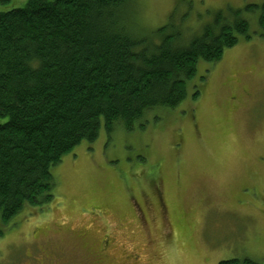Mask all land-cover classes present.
<instances>
[{"label":"rangeland","instance_id":"1","mask_svg":"<svg viewBox=\"0 0 264 264\" xmlns=\"http://www.w3.org/2000/svg\"><path fill=\"white\" fill-rule=\"evenodd\" d=\"M262 1L136 0V19L152 30L172 15L193 24ZM25 3L9 0L0 12ZM248 18L254 34L256 14ZM145 122L110 138L102 126L63 156L51 169V203L0 223V264H37L45 253L93 264L104 241L101 264H264V37L240 39L214 66L198 63L185 100Z\"/></svg>","mask_w":264,"mask_h":264},{"label":"trees","instance_id":"2","mask_svg":"<svg viewBox=\"0 0 264 264\" xmlns=\"http://www.w3.org/2000/svg\"><path fill=\"white\" fill-rule=\"evenodd\" d=\"M136 14V0H26L0 12L3 226L24 208L51 203V169L82 141L94 142L102 126L109 138L117 128L144 129L150 111L185 100L198 63L214 66L240 39L264 37V0L193 24L186 14L172 15L152 30ZM194 87L192 100L200 95Z\"/></svg>","mask_w":264,"mask_h":264},{"label":"flooded vegetation","instance_id":"3","mask_svg":"<svg viewBox=\"0 0 264 264\" xmlns=\"http://www.w3.org/2000/svg\"><path fill=\"white\" fill-rule=\"evenodd\" d=\"M104 245H101V243L97 246H96V249L94 250V253H95V258L97 259L93 264H101L103 260H106L108 259V253H107V241H104ZM45 258L44 261H41V262H37V264H53V262H56L54 264H67L65 262H60V261H51V260H47L48 257H49V253H45ZM50 261V262H49ZM98 261H100L101 263H99ZM78 264V263H77ZM106 264V263H105Z\"/></svg>","mask_w":264,"mask_h":264}]
</instances>
